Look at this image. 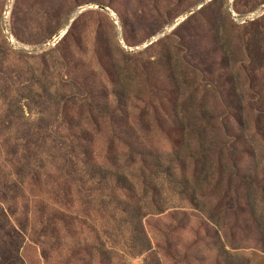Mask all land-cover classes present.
<instances>
[{"label": "rangeland", "instance_id": "obj_1", "mask_svg": "<svg viewBox=\"0 0 264 264\" xmlns=\"http://www.w3.org/2000/svg\"><path fill=\"white\" fill-rule=\"evenodd\" d=\"M0 264H264V0H0Z\"/></svg>", "mask_w": 264, "mask_h": 264}]
</instances>
